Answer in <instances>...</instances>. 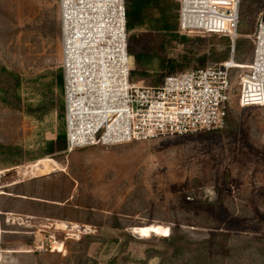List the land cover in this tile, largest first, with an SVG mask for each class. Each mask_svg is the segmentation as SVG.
Masks as SVG:
<instances>
[{
    "label": "rangeland",
    "instance_id": "1",
    "mask_svg": "<svg viewBox=\"0 0 264 264\" xmlns=\"http://www.w3.org/2000/svg\"><path fill=\"white\" fill-rule=\"evenodd\" d=\"M177 3L150 7L157 17L169 8L178 26ZM240 16L239 39L253 43L264 0H240ZM60 20L59 0H0V79L20 83L16 99L0 92V264H77L85 236L96 240L87 257L98 264H161L168 252L161 239L175 228L197 241L217 239L222 264H261L264 106L240 107L236 91L223 130L46 156L47 143L65 132V118L31 110L49 108L52 99L64 103L56 86L63 74ZM176 31L181 40L148 25L135 32L151 46L155 65L186 56L194 66L204 54L231 52L227 38ZM247 72L231 71L236 89ZM136 82L154 86L151 75ZM47 161L62 171L40 176ZM158 225L168 234H153ZM169 256L164 264H178Z\"/></svg>",
    "mask_w": 264,
    "mask_h": 264
},
{
    "label": "built area",
    "instance_id": "2",
    "mask_svg": "<svg viewBox=\"0 0 264 264\" xmlns=\"http://www.w3.org/2000/svg\"><path fill=\"white\" fill-rule=\"evenodd\" d=\"M59 0L67 152L157 137L223 130L237 91L240 107L264 106V20L249 36L252 61H235L240 0H176L179 33L217 35L231 42L218 65L166 76L159 86L130 81L126 0ZM239 75L237 89L230 79Z\"/></svg>",
    "mask_w": 264,
    "mask_h": 264
},
{
    "label": "trees",
    "instance_id": "3",
    "mask_svg": "<svg viewBox=\"0 0 264 264\" xmlns=\"http://www.w3.org/2000/svg\"><path fill=\"white\" fill-rule=\"evenodd\" d=\"M159 0H126V24L128 32L131 33L130 42L128 44V51L133 58V67L131 71V78L136 82L138 79L148 78L150 75L154 78V86H159L163 79L171 74L184 71L191 67V70L207 67L208 64L218 65L221 62L228 60L230 56V47H228L224 53L215 55H202L195 59V65L191 66V61L182 56L179 59L165 58L155 65L152 61V57L149 55L152 52L151 46L147 42L143 41L137 34L138 29L146 27L148 25L151 30L156 32H166L172 36V40H181L178 35V26L176 22L171 23V12L169 8L164 9L157 17V9L150 7L152 4H156ZM179 8L180 17V3H177ZM151 8V9H150ZM178 17V20H179ZM177 33V34H176ZM254 46L247 39H239L235 45V61L237 64H243V56L249 52H253ZM189 60V61H188ZM192 60V59H191ZM157 66V67H156ZM56 86L63 90V74L60 72L56 77ZM19 80L14 81L0 79V92L6 97L16 99V90L19 87ZM19 103V100H15ZM54 110L60 119L65 118V106L63 102L54 103L52 99L49 108L45 104L36 107L32 112H47ZM68 144L66 139V133H59L54 140L47 143L45 149L46 156H54L62 152H67ZM161 241L166 245L168 252L164 256H161V264H164L167 259V254H170L174 261L178 264H222L219 245L217 239H208L197 241L184 233H181L178 228H175L168 237H163ZM96 240L92 236H85L79 240L78 245L82 250V259L77 264H98L97 261L91 260L87 257V251L92 243ZM226 250L228 246H223ZM194 253L195 255L193 256ZM187 254H190V258H185ZM217 257V258H216ZM261 264H264V259Z\"/></svg>",
    "mask_w": 264,
    "mask_h": 264
},
{
    "label": "bare ground",
    "instance_id": "4",
    "mask_svg": "<svg viewBox=\"0 0 264 264\" xmlns=\"http://www.w3.org/2000/svg\"><path fill=\"white\" fill-rule=\"evenodd\" d=\"M116 1L117 0L113 1L114 5H115ZM193 1H195V0H193ZM196 1H200V0H196ZM203 1L205 2V0H203ZM242 67L245 68L246 66H242ZM36 171H37V173H39L40 176H49V175H51L53 173L61 172L62 170L59 168V166L53 164L51 161H47V162H45L43 169L38 167ZM66 226L67 225H65V224H61V227H63V228H66ZM150 231L153 234H156V235H159V236H165V235L168 234L169 229L167 227H163V226L158 225V226L151 227ZM55 246H56V243H55ZM57 246H58V244H57ZM61 247H62L61 245L58 247L59 248L58 252L62 251L63 248H61ZM55 250H57V249H55Z\"/></svg>",
    "mask_w": 264,
    "mask_h": 264
},
{
    "label": "water",
    "instance_id": "5",
    "mask_svg": "<svg viewBox=\"0 0 264 264\" xmlns=\"http://www.w3.org/2000/svg\"><path fill=\"white\" fill-rule=\"evenodd\" d=\"M149 236V235H148Z\"/></svg>",
    "mask_w": 264,
    "mask_h": 264
}]
</instances>
